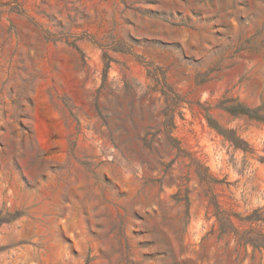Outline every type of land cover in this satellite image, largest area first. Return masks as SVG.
I'll return each mask as SVG.
<instances>
[{
	"label": "rangeland",
	"instance_id": "1",
	"mask_svg": "<svg viewBox=\"0 0 264 264\" xmlns=\"http://www.w3.org/2000/svg\"><path fill=\"white\" fill-rule=\"evenodd\" d=\"M0 264H264V0H0Z\"/></svg>",
	"mask_w": 264,
	"mask_h": 264
}]
</instances>
